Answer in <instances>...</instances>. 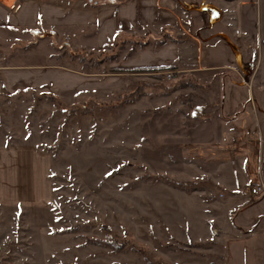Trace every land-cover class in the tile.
I'll return each instance as SVG.
<instances>
[{
    "label": "rangeland",
    "instance_id": "374dc122",
    "mask_svg": "<svg viewBox=\"0 0 264 264\" xmlns=\"http://www.w3.org/2000/svg\"><path fill=\"white\" fill-rule=\"evenodd\" d=\"M241 1L231 3L228 21L218 9L210 15L219 48L207 61L223 67L207 75L206 87L190 73L168 79L165 70L127 71L129 64H172L178 46L157 48L165 34L139 39L150 44L142 50L139 40L118 38L88 52L68 28L44 25L47 12L57 21L64 12L45 6L41 28L24 32L17 62L28 67L14 73L13 88L30 89L34 98L25 92L21 102L6 103L0 134L36 143L51 156V206L30 216L0 211V264H229L238 247L237 217L259 200L250 189L264 178L258 139L264 116L260 124L243 114L239 133L228 135L238 145L220 142L215 124H197L225 109L223 85L230 80L248 83L249 103L264 111V0ZM0 50L8 57L14 49ZM230 90L234 110H251L245 85ZM193 180L202 183L176 182ZM251 263L250 256L235 261Z\"/></svg>",
    "mask_w": 264,
    "mask_h": 264
},
{
    "label": "crops",
    "instance_id": "0c3cea01",
    "mask_svg": "<svg viewBox=\"0 0 264 264\" xmlns=\"http://www.w3.org/2000/svg\"><path fill=\"white\" fill-rule=\"evenodd\" d=\"M69 2L63 5L44 0H0V48L7 46L14 49L8 57V54H3L0 50V110H3L9 101L21 102L25 99L21 97L25 92H27L24 94L27 95V100L34 98L30 89L22 92L13 88L16 85L14 73L28 67L17 62L19 52H24V32L29 30L34 32L41 28L40 19L45 6L48 9L59 7L64 12L58 21L56 13L47 12L48 23L44 25L48 29L59 27L62 33H64L62 28H68L71 35H76L75 39L78 41L76 46L85 47L88 52L103 49L118 38H127L130 41L128 43L132 45L136 43L133 39L157 38L165 34L163 39L159 40L160 43H157V48L167 44H173L176 48L178 46L177 58L170 64L176 66V73H190L197 78L195 82L198 85L206 87L207 75L218 74L217 70L223 67L220 62L207 61L213 59L208 57L210 52L219 48L218 42L213 40L218 33L212 31L214 23L211 25L213 16L210 18V15L215 17L218 9L221 13V21H228L234 15V10L230 6L234 0H70ZM243 3L244 0L241 1V4ZM205 18L208 20L206 24ZM137 43L140 44L137 48L140 50L150 46L148 41L141 43L139 40ZM191 53L196 59L191 58ZM126 67L145 68L130 64ZM216 81L220 82V80ZM243 85L249 93V100L245 105L253 101L254 92L248 83L230 80L223 85L225 109L221 113H214L210 120L197 124H215L222 134L219 141L226 145L239 144L235 135L233 137L228 135L229 132L234 131L239 133L236 127L241 126L245 112L250 114L252 121L262 124L264 111L255 109L250 103L247 106L251 110L248 111H237L232 108L230 88ZM3 117L5 115H0V119ZM262 134L258 139H262L264 144L263 127ZM259 150L262 151L261 146ZM41 154L46 160L40 159ZM261 159L264 167V151ZM51 167V156L43 153L39 145L21 142L18 137L8 136L4 130L0 134V211L13 209L14 214L25 212L30 216L32 211L39 210V207L50 208ZM261 172L264 173L263 170ZM261 179L264 180L263 177ZM255 201V204L244 208L237 217L240 227H238L239 232L236 233L238 241L235 245L238 247L233 254L229 252V264H235L239 255L247 258L250 256L251 264H264V225L257 224L259 218L264 220V199ZM234 256L236 257L232 260Z\"/></svg>",
    "mask_w": 264,
    "mask_h": 264
},
{
    "label": "trees",
    "instance_id": "16d2710c",
    "mask_svg": "<svg viewBox=\"0 0 264 264\" xmlns=\"http://www.w3.org/2000/svg\"><path fill=\"white\" fill-rule=\"evenodd\" d=\"M254 65H252L250 68H251V71L250 73L254 70ZM176 66L174 65H166V66H163V67H148V68H133V69H127V71H146V72H151V71H159V70H176ZM118 71H125L124 69H116ZM249 73V74H250ZM249 74L247 75L249 77ZM44 95V94H43ZM47 96H49V98L53 99V100H56L57 98L59 99V96H56L54 94H50V93H47ZM87 111H82V113H85ZM175 181V180H174ZM178 185H182V186H196V185H199V183H202V181H197V180H193V181H176ZM206 182L207 183H212V180L211 179H206ZM104 228L106 229H109L107 226H104ZM112 241V237H111V240ZM110 241H108V243H110Z\"/></svg>",
    "mask_w": 264,
    "mask_h": 264
},
{
    "label": "built area",
    "instance_id": "2783aa9c",
    "mask_svg": "<svg viewBox=\"0 0 264 264\" xmlns=\"http://www.w3.org/2000/svg\"><path fill=\"white\" fill-rule=\"evenodd\" d=\"M164 74L168 79H172L177 74L175 70H165L160 72ZM250 197L254 199L263 200L264 199V180L256 182L253 187L250 189Z\"/></svg>",
    "mask_w": 264,
    "mask_h": 264
}]
</instances>
